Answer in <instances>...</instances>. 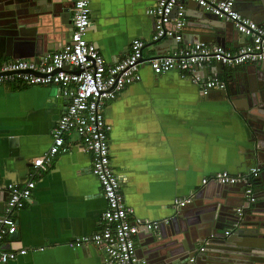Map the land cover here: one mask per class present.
Listing matches in <instances>:
<instances>
[{
    "label": "crops",
    "instance_id": "obj_1",
    "mask_svg": "<svg viewBox=\"0 0 264 264\" xmlns=\"http://www.w3.org/2000/svg\"><path fill=\"white\" fill-rule=\"evenodd\" d=\"M10 1L3 0L0 9ZM156 3L91 0L88 41L98 48L108 66L125 59L135 40L145 43L147 62L177 49L173 40H153L155 20L147 11ZM246 3L256 8L253 2ZM239 6L235 10L243 16L246 10ZM258 20L264 25V16ZM209 23L217 22L202 16L193 2L188 3L183 45H218L200 41L210 36ZM70 38L63 36L58 49ZM249 41L233 27L225 37L226 49L237 52ZM8 60L13 59L0 56V62ZM218 65L214 63L198 74L203 78L218 75L227 83L224 91L214 90L206 97L198 85L182 78L177 70L157 75L146 63L141 69L142 81L108 104L105 117L111 128L112 167L120 178L125 203L135 217L167 221L179 208L174 207L176 199L191 198L193 202L200 197L197 201L204 205L217 193L226 194L222 186L203 184V180L223 171L243 174L257 166L248 155L253 135L239 110L245 103L238 98L240 75L252 65L235 69ZM59 93L60 88L55 86L29 87L16 82L0 86V214L7 204V186H25L34 170V160L53 144L52 131L68 104L67 99L57 97ZM233 100L240 102L239 108ZM66 146L67 153L59 154L51 167L41 169L31 202L16 216L18 235L8 236L1 243L5 251L28 252L8 264H106L104 252L96 247L76 250L69 246L77 236L100 230L107 202L92 174L93 156L84 151L75 135L66 138ZM234 187L231 199L245 205L242 188ZM225 196L220 198L224 203L229 199ZM255 206L245 210H256ZM226 224L225 232L233 230ZM136 241L138 249L142 241L138 237ZM207 244L197 250L200 264H208L207 250L200 252Z\"/></svg>",
    "mask_w": 264,
    "mask_h": 264
},
{
    "label": "built area",
    "instance_id": "obj_2",
    "mask_svg": "<svg viewBox=\"0 0 264 264\" xmlns=\"http://www.w3.org/2000/svg\"><path fill=\"white\" fill-rule=\"evenodd\" d=\"M189 2H196L206 13L215 15L224 23H232L238 33L250 39L249 43L237 52L206 43L183 45ZM236 2L157 0L156 5L147 11L155 20L153 40H174L177 49L147 62L144 59L145 43L135 40L125 59L108 66L98 48L88 41L92 26L91 0H74L73 33L64 48L50 52L37 61L0 62V86L8 82L29 87L55 86L60 88L57 97L68 100L52 131L53 144L48 152L34 160L29 182L25 186H7L8 200L4 212L0 214V264H8L28 253L27 250L5 251L1 243L16 233V216L31 202L37 179L42 175L41 169L51 167L59 154L68 152L66 138L72 135L81 140L84 151L93 156L92 174L102 188L107 208L101 216L100 230L92 235L77 236L69 246L76 250L86 246L96 247L104 252L106 264H148L136 254V238L142 231L157 233L161 222L135 217L133 209L126 205L120 178L112 167L111 128L105 110L126 88L142 81L141 69L146 63L157 75L177 70L182 78L198 85L206 97L214 90H226L227 83L218 75L203 78L199 71L214 63L229 69L264 64V25L237 12ZM260 175L261 169L253 166L243 174L219 172L209 180H203V184L213 182L222 187L240 186L246 203L245 207L238 209L242 217L244 210L257 202L255 182ZM191 202V198L176 199L174 207H185ZM232 231H226V235L229 236ZM200 252L204 253L205 248Z\"/></svg>",
    "mask_w": 264,
    "mask_h": 264
},
{
    "label": "water",
    "instance_id": "obj_3",
    "mask_svg": "<svg viewBox=\"0 0 264 264\" xmlns=\"http://www.w3.org/2000/svg\"><path fill=\"white\" fill-rule=\"evenodd\" d=\"M250 1L255 4V9L246 3ZM193 4L202 16L217 22L208 24L210 36L201 37L200 41L226 48L225 37L234 25L206 13L196 2ZM237 4L246 10L243 16L256 22L264 16V0H237L235 6ZM73 7L74 0H12L5 3L0 9V56L37 61L50 51H58L62 37L72 36ZM250 67L245 75H240L242 85L238 98L245 106L241 109L239 101L233 102L253 135L248 155L261 169L260 178L255 182L257 209L245 210V215L239 216L238 209L246 203L241 206L240 202L231 199V191L236 187H223L226 194L217 193L212 202L204 205L197 201L200 197L194 199L187 207L178 208L173 217L161 221L157 233L142 231L138 235L142 244L136 254L148 264H200L196 253L207 242L208 264H264V64ZM228 92L233 94L234 90L229 88ZM224 196L229 198L225 203L220 199ZM226 223L234 230L229 238L226 237ZM16 235L17 231L13 236Z\"/></svg>",
    "mask_w": 264,
    "mask_h": 264
}]
</instances>
